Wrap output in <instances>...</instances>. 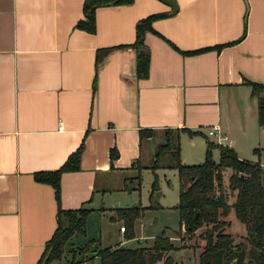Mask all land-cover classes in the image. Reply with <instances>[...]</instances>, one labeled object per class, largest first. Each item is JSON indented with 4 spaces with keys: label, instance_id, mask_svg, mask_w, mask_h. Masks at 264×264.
<instances>
[{
    "label": "crops",
    "instance_id": "1",
    "mask_svg": "<svg viewBox=\"0 0 264 264\" xmlns=\"http://www.w3.org/2000/svg\"><path fill=\"white\" fill-rule=\"evenodd\" d=\"M82 3L0 0V264H35L57 203L32 173L56 168L80 144L78 167L59 174L58 204L93 212L105 208L104 175L151 160L167 127L205 139L216 122L237 156L260 142L246 80H264V0H175L173 12L161 0L99 4L90 32L75 26ZM151 12L166 13L143 34L140 77L134 24ZM141 127L153 135L139 140Z\"/></svg>",
    "mask_w": 264,
    "mask_h": 264
},
{
    "label": "trees",
    "instance_id": "2",
    "mask_svg": "<svg viewBox=\"0 0 264 264\" xmlns=\"http://www.w3.org/2000/svg\"><path fill=\"white\" fill-rule=\"evenodd\" d=\"M131 0H83L82 17L75 26L93 31V11L99 4H115ZM166 12H151L139 18L134 24V39L131 45L136 47L135 73L144 77L148 70V51L143 44V34L150 28V20L163 16ZM222 43L214 44L220 48ZM203 48L184 50L197 52ZM250 86V93L257 101V122L264 124V80L262 82L246 80ZM183 128L167 127L162 137L152 148L150 163L146 166L172 167L178 179V197L174 206L178 210V222L183 234L199 235L186 237L187 241L179 245L163 233L156 234L150 245L100 246L87 254L90 244L97 240L86 235V219L92 208L82 205L73 208H63L58 204L59 174L63 170H72L78 167V156L82 144L78 145L67 155L63 162L54 169H42L32 173L37 181L49 183L57 203L56 227L45 239L44 246L35 264H49L52 260H61V264H77L95 255L98 264H181L170 254L171 249L187 250L193 256V264H264V166L250 158L237 156L233 147L226 143L213 142L205 137L203 160L199 163H182L179 158V132ZM153 129L141 127L138 130L139 140L151 137ZM191 132V131H189ZM190 134V133H189ZM217 146V159L210 156V147ZM255 148V147H254ZM109 159L116 156L114 146L108 151ZM135 161H133L134 163ZM131 163L132 167L138 166ZM140 166V165H139ZM229 174L224 179L225 171ZM137 177L139 176L136 174ZM156 177L150 183L149 198L157 188ZM232 199L228 200L231 191ZM152 206V204H148ZM123 217V234L126 238L132 237V221L141 213L139 207H116ZM194 213L195 216H194ZM64 218L62 223L61 219ZM129 227V229H128ZM203 227V228H202ZM202 228V229H200ZM198 230V231H197ZM192 234V235H193ZM237 239L234 240V235ZM80 237L83 243L79 249L70 255L63 252L68 245L74 244L75 238ZM80 239V240H81ZM184 239V238H180ZM76 245H78L76 243ZM193 248V249H192ZM177 261V262H176Z\"/></svg>",
    "mask_w": 264,
    "mask_h": 264
},
{
    "label": "rangeland",
    "instance_id": "3",
    "mask_svg": "<svg viewBox=\"0 0 264 264\" xmlns=\"http://www.w3.org/2000/svg\"><path fill=\"white\" fill-rule=\"evenodd\" d=\"M262 128L260 142L255 143L256 147H250L248 151L242 152L239 156L256 160L264 166V124ZM160 135L162 137L161 133ZM178 142L179 158L182 163H199L203 160L205 149L203 134L200 132L198 134L179 133ZM224 143L227 144V142ZM217 154L218 149L214 144L210 147V156L216 160ZM149 163L150 160L142 159L140 162H137L138 166L135 168L123 169L113 175H104L105 179L103 184L107 189L102 200L97 205H105V208L100 209L99 207L95 211L90 212L85 222L87 233L95 236L97 238L95 242L100 246H114L119 242L130 247L150 245L154 240V236L159 233H163L169 239L171 238L177 245L186 242V237H199V235L195 234L198 232L192 233L193 235H185L184 233L183 237H181V231L178 230V210L174 206L178 197V179L175 169L172 167H156L151 169L146 166ZM136 174L139 176L137 177ZM228 174L229 170H226L224 176L225 181ZM154 177H156L157 188L153 190V195L149 198L150 183ZM155 190L160 191L157 199L154 198ZM233 192L235 191L230 192L228 200L232 199ZM148 204H152V206H148ZM121 206H136L141 211L132 221V237L126 238L123 232L121 233L119 231L120 225L127 224L124 223L123 217L119 215L118 209L116 208ZM61 220L63 223L64 218ZM237 237L234 235V240ZM80 239V237H76L74 240L79 242L68 245L63 254L68 256L72 252L77 251L80 246L79 244H82L84 240ZM93 243L94 241L90 244L87 254L92 250L91 246ZM170 254L178 262L181 260V264H193V256L187 250L171 249ZM63 259L52 260L50 264H61L65 262ZM97 261L98 257L93 255L91 258L86 259L85 263L80 264H97Z\"/></svg>",
    "mask_w": 264,
    "mask_h": 264
},
{
    "label": "built area",
    "instance_id": "4",
    "mask_svg": "<svg viewBox=\"0 0 264 264\" xmlns=\"http://www.w3.org/2000/svg\"><path fill=\"white\" fill-rule=\"evenodd\" d=\"M206 137L213 142H220V143H224L226 141L227 138V134L226 132L222 129V127L220 126V124L218 123H213L210 124L207 129H206ZM123 229V225L119 226V230Z\"/></svg>",
    "mask_w": 264,
    "mask_h": 264
},
{
    "label": "water",
    "instance_id": "5",
    "mask_svg": "<svg viewBox=\"0 0 264 264\" xmlns=\"http://www.w3.org/2000/svg\"><path fill=\"white\" fill-rule=\"evenodd\" d=\"M161 1H164L165 3H167L169 6H170V11L173 12L176 10V3H175V0H161ZM159 190H155V193H154V198L157 199V196L159 194ZM196 213H194V216H195ZM96 240H94V243L93 245L91 246V249H95L96 245H97V242H95ZM124 245L123 243L121 244V246ZM230 264H234V261L232 260L230 262Z\"/></svg>",
    "mask_w": 264,
    "mask_h": 264
}]
</instances>
